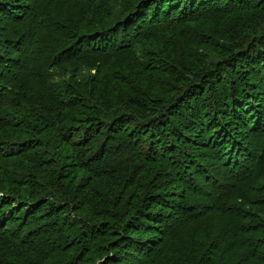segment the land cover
<instances>
[{
  "label": "trees",
  "instance_id": "obj_1",
  "mask_svg": "<svg viewBox=\"0 0 264 264\" xmlns=\"http://www.w3.org/2000/svg\"><path fill=\"white\" fill-rule=\"evenodd\" d=\"M116 1L0 0V264H90L101 249V242L94 248L99 236L111 230L117 239L127 235L129 213L117 210L122 203L115 198L99 204L97 180L118 186L127 206L138 201L132 212L141 235L125 242L130 264H171L191 244L209 251L213 262L223 249L237 264H264V87L259 96L248 94L252 78L264 73V39L230 59L236 73L240 58L248 59L246 79L228 80L223 73L230 63L197 75L204 80L200 87L182 78L181 112L167 114V105L160 120L150 111L155 101L141 96V88L124 80L120 92L111 88L122 70L135 68L137 48L154 40L149 37L156 31L182 34L190 24L249 10L264 26V13L250 0H145L120 22L79 33L75 25L96 20L99 11L107 17ZM83 6L95 15L80 11L78 19L58 23V13ZM83 68L97 73L78 82ZM211 79L214 103L198 106L200 115L191 117L210 120L209 127L174 159L162 133L178 140L174 122L202 102ZM91 97L96 103L90 107ZM130 108L147 120L124 115ZM126 123L124 130L111 129ZM92 211V221L83 224L81 214ZM209 214L212 225L205 221ZM109 216L116 220L112 225L101 222ZM199 234L216 237L201 242Z\"/></svg>",
  "mask_w": 264,
  "mask_h": 264
},
{
  "label": "rangeland",
  "instance_id": "obj_2",
  "mask_svg": "<svg viewBox=\"0 0 264 264\" xmlns=\"http://www.w3.org/2000/svg\"><path fill=\"white\" fill-rule=\"evenodd\" d=\"M142 1L145 0H118L116 2L110 3L108 6L109 14L107 17H105V11H99L95 13L96 11L91 6H83L82 8L74 9V13H72L70 10L60 12L58 13L59 16L57 17V19L58 23H68L70 20L78 19L80 17V11H89V14L92 16H94L95 14H99L100 17L96 20L91 21L88 19L79 26L75 25L76 29L81 35H86L88 32L98 29L103 25H111L120 22L122 19L132 13L133 8H136L139 5V2ZM249 3L251 7L254 5L259 6V8H261V11L264 13V0H250ZM258 22L259 19L255 18L254 16L250 17L249 10L245 13L241 12L240 14H237L232 18L221 21H204L190 24L189 30L182 34V31H180V29H177L173 32L155 36V34L158 33V31H156L151 37H149V39L153 38L154 40L148 41L137 48V52H139V54L135 58V68L122 70V74L119 75L118 79L116 80L117 82L111 83V88L114 92H120V88L123 89L121 86L123 84H121L122 82H120L119 80L128 82L131 88L132 86H135L137 89L141 88V96L147 95L145 96L147 97V99L155 101V105L151 106L150 111L151 114L154 113L156 115V120L163 119L167 114L173 113L174 111L172 110L175 109H177L178 112H181L179 103L181 95L178 91H180L182 83H180L179 80L182 78H191L192 80H194L196 86L200 87V84H202L204 80L202 82H199L200 79H197L196 76L201 74L205 69L214 68V66L216 67L221 63H226V65H228L230 63L232 55L243 50L245 51L251 46H255L257 42L259 44V40L264 39V37H262V34H264V26H258ZM69 29L74 32V28ZM62 34L65 35L64 30ZM189 37L190 39H193L190 43ZM190 46H192V48L195 46L199 47V50L196 52ZM246 59L247 58H245V56L240 58V61L237 64V73L235 72V64L230 63L223 75L225 74V77L228 80H230L232 77H235V79H237L238 81L246 79L247 74H249L247 70L248 59ZM150 68H156L157 70L154 72H145V70ZM256 68H258V65L254 69ZM178 71L180 75L176 77L174 73ZM216 72H218V70ZM96 73L97 71H90V69L83 68L81 71L77 72V81L79 82L85 79V75L87 74ZM73 74L74 72H71L67 76V79L70 80ZM151 76L152 78H150ZM175 80L179 82L178 86L176 85ZM252 80L255 81L254 85L252 86L253 92L248 91V94H250L251 96L261 95L263 93L261 90L264 87V73L262 72V74L255 75ZM211 82V86L207 87L204 91V95L206 94V96L203 97L202 102L197 103L192 110H189L185 113L182 112V116L179 118V122H174L173 127L178 128V130L176 129L174 131V134L176 138H178V140L175 139V137L172 138L171 136L164 135V132H161L162 138L168 141V148L169 150H171L169 152L174 153V155L172 156V158L174 159H176L177 157H181L180 154L182 153L183 149L189 146L190 139L197 143L196 139L202 137L205 133L203 127H209L208 121L210 120L200 117L196 118V121H194L193 119H191V117L200 115L198 114V106H202L203 103L205 104L209 101H212L214 103V99L217 94L214 93L215 88L213 79H211ZM85 86L88 85L85 84ZM149 89H152L153 94L148 92ZM151 95H153V98ZM91 98L93 99V97ZM92 103L93 104L89 105L90 107L96 103V98L92 100ZM252 103L253 102L251 101L250 105H252ZM167 105H170L168 113L166 115H163L164 108ZM216 110H218V108ZM133 112L134 109L130 108L129 110L125 111L124 115H129ZM205 112L206 114H208V112L210 111L208 109L205 110ZM134 113L135 115L141 116V118L144 117L147 120L148 116L140 114L137 110H135ZM110 115L111 114H108L107 116L109 117ZM218 119L220 121L222 120L220 116H218ZM119 124H124V120L120 121ZM126 124V126H114L111 129L113 131L124 130L125 127L129 126L128 123ZM141 124H143V122H141ZM217 124L220 125V122H218ZM220 127L223 128V124ZM142 128H144V126H142ZM141 131L143 130L141 129ZM141 134H143V132H141ZM188 151L189 149L186 150L185 154H188ZM199 151L203 152L202 150ZM112 183L113 182L108 180H97L93 183V186H95L96 190H101L103 194L102 196H100L98 202L99 204H103L105 202L104 199L107 200L112 198L121 201L122 206H116V208L118 211H122L124 209L129 213L126 225H131V228H129L130 230L127 235H121V237L118 239L115 238L117 237V233H114V231L112 230L106 236L105 234L103 236H99L98 240L96 241L97 244H95L94 248H96L101 242V249L99 251H95V253L93 254L94 259L90 264H130L129 254L131 248L128 249L125 242L128 238H137L141 235V230H139L138 228V220H136L137 217L134 219L133 215L135 214H133L132 212L133 207L135 206V204H137L138 201L135 203L133 202V206H127L126 204H124L126 200H124V198L123 200L119 198L120 193L117 191L118 186L113 185ZM122 184L123 181L117 183V185ZM131 194H133V191H131ZM131 194L127 195L126 199L130 200L132 198ZM155 194L164 195V193L162 192ZM194 200L195 202H198L197 198H194ZM153 201H155V199ZM207 203L211 204L209 200H207ZM123 205L126 206L124 207ZM109 206L110 208H112V205ZM90 207L91 205H89L86 210ZM153 210L154 205L152 204L145 211L151 212ZM260 212V216L263 219L262 222H264V209ZM92 213L93 211L89 214V217L86 216L87 213L81 214V217L84 221L83 224L86 223L85 219L92 221ZM113 213L115 214V212ZM212 218L215 219L214 214H209L205 221H207L209 225H212ZM100 219L102 223H105L104 219H108V223L111 224L106 225H112L116 221L110 216L101 217ZM90 221L88 223H90ZM247 224H249V222H247ZM134 228L135 230L133 231ZM261 228H263L264 232V223L261 225ZM257 229L258 227H256V230ZM199 235L197 236V238L201 242H205L206 238L213 241L216 237V235ZM249 235L251 237L250 240L258 238L255 235ZM113 237L114 239L112 240ZM111 241L114 242L111 243ZM118 242L119 245L116 244ZM217 253L221 257H219L217 254L218 260L213 262L211 253L209 251L205 250L201 246L199 249L196 245L191 244L189 246H186L185 248H182L179 257L175 261L172 260L171 264H226L227 261L229 263L234 262V264H237V257L235 260H233L230 255H226V250L220 249L217 251ZM114 254L115 256H118V259L113 258ZM170 261L171 259L169 260V262Z\"/></svg>",
  "mask_w": 264,
  "mask_h": 264
}]
</instances>
